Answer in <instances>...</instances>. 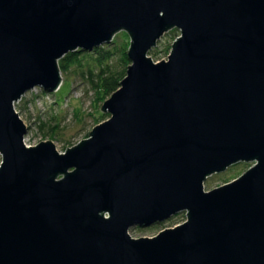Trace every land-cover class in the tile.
I'll return each instance as SVG.
<instances>
[{
	"label": "water",
	"instance_id": "1",
	"mask_svg": "<svg viewBox=\"0 0 264 264\" xmlns=\"http://www.w3.org/2000/svg\"><path fill=\"white\" fill-rule=\"evenodd\" d=\"M119 31L130 64L108 118L63 152L27 145L15 102ZM0 155V264H264V0H0Z\"/></svg>",
	"mask_w": 264,
	"mask_h": 264
},
{
	"label": "rangeland",
	"instance_id": "2",
	"mask_svg": "<svg viewBox=\"0 0 264 264\" xmlns=\"http://www.w3.org/2000/svg\"><path fill=\"white\" fill-rule=\"evenodd\" d=\"M175 29L174 32L165 33L157 46L149 52L155 61L167 58L174 36L180 33ZM114 39L118 45L130 42L125 31H119ZM61 76L62 84L58 90L46 91L35 87L15 102L16 110L28 125L24 137L27 145H36L40 141L50 139L55 143L56 149L63 152L67 147L87 138L89 131L109 116L101 111V106L108 97L98 100L95 89L79 74L74 73L73 68L67 73L61 72ZM251 165L250 162H238L225 171L210 175L204 182V189L210 190L224 184L225 180L231 181ZM185 219V212L182 211L160 223L132 226L129 233L132 237L153 236L164 228L182 223Z\"/></svg>",
	"mask_w": 264,
	"mask_h": 264
},
{
	"label": "trees",
	"instance_id": "3",
	"mask_svg": "<svg viewBox=\"0 0 264 264\" xmlns=\"http://www.w3.org/2000/svg\"><path fill=\"white\" fill-rule=\"evenodd\" d=\"M175 30L173 28L169 32ZM129 44L130 42H125L118 45L114 39L111 44H104L92 50L68 52L59 59L61 72L67 73L73 68L74 73L79 74L95 89L97 99L104 100L119 88L120 81L126 75L130 64L127 55Z\"/></svg>",
	"mask_w": 264,
	"mask_h": 264
}]
</instances>
